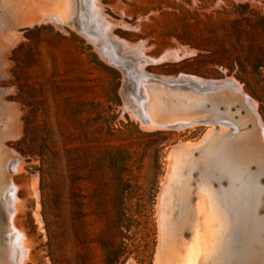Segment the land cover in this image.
Masks as SVG:
<instances>
[{
	"label": "rangeland",
	"instance_id": "1",
	"mask_svg": "<svg viewBox=\"0 0 264 264\" xmlns=\"http://www.w3.org/2000/svg\"><path fill=\"white\" fill-rule=\"evenodd\" d=\"M84 2L0 0V264H179L191 229L174 219L184 194L169 193L185 175L231 199L225 256L222 219L203 264H264L262 206L241 237L237 182L264 200V146L240 94L195 103L163 93L158 117L199 120L182 130L147 128L137 111L140 80L195 89L181 79L195 75L239 82L264 121V0ZM220 118L240 129L218 131L210 122ZM186 144L193 160L174 166ZM218 155V173L208 174Z\"/></svg>",
	"mask_w": 264,
	"mask_h": 264
},
{
	"label": "bare ground",
	"instance_id": "2",
	"mask_svg": "<svg viewBox=\"0 0 264 264\" xmlns=\"http://www.w3.org/2000/svg\"><path fill=\"white\" fill-rule=\"evenodd\" d=\"M83 2H84V0H83ZM73 4H75L74 1H73ZM73 6H75V5H72V9L74 8ZM86 6H88V4ZM78 7H80V6L78 5ZM82 8H84V6ZM84 11H86V10H84ZM84 14H85V12H84ZM105 18H106L105 15H100L99 16V19L100 20H102V19L104 20ZM83 28L84 27H81V29H83ZM98 32H99V35L101 37H104V33L103 32H100L99 30H98ZM188 52H189V50H188ZM181 53H180V55H181ZM144 55H146V54H144ZM147 58H148V55H147ZM128 69L129 68L127 66V70ZM132 72H134V71H132ZM183 75H184V73H183ZM194 77H195V75H194ZM194 77L193 76L192 77H190V76L189 77L184 76V77H181V79H183L184 82H186L187 80H190L191 82H193V85H196V88L195 89H190L191 87L188 88L185 85H182L183 83L180 85V84H178L179 82L177 83L178 86L177 85L176 86L168 85L167 82H169V81L170 82H175L176 81L175 79H169L168 81L167 80H163V79H157V80H155L156 77L155 76H151V79L152 80L150 78L149 79L147 78L146 80H140V83L139 84H140V87L142 89L141 90L142 92H141V94L139 93L141 95V98L137 100V104L139 106L138 109H137V111L139 113V111L141 110V113L144 115V120H142V124H144V126L146 125L147 128L162 127V128H166V129L167 128H171V129H176V130H182V129H185L187 127H190L191 125H193V124H195V123H197L199 121L198 119L188 118V117L185 118V119L182 117L183 119H180L178 121L175 120V119H173V118L163 119V118H160V115L158 117L157 113L160 111L159 108H160L161 101H162V94L165 93V92H169L168 90H171L172 93L175 94V95H177V96L180 95V96L186 97L188 100H193V102H195V103L196 102H199L200 103V101H205L206 99H210V98H212L213 95H215V94H221V92H226L225 93L226 95H224V93H222V94L224 96L228 97V98H230L232 96V94H234V95L240 94L239 96H240L241 100L243 101L244 104H246L247 111L249 110V112H250V114L252 116V119H253V123L255 125V128H257V131H255V132H257L256 134H258V131H259L260 142L258 143V149L263 148V146H264V121L259 116V114H258L259 112H257V103H256V101L253 99V97H251L243 89V86L239 82L233 81L231 79H228V80H217L216 81V80H213V79L210 78L211 80H207L206 79V80H202V81L200 80L199 81L198 79H196ZM227 77H229V76H227ZM202 79H203V77H202ZM222 79H223V77H222ZM153 80H155V81H153ZM127 83H128V81H127ZM128 85H131V84L128 83ZM131 87H132V85H131ZM135 92H137V89H136ZM136 95H137V93H136ZM130 96L132 98V95H130ZM141 100H143V102ZM154 101H156V102H154ZM133 102L134 101H132V103ZM130 114L132 115V112L131 111H130ZM138 116H140V115H138ZM141 117L143 118V116H141ZM184 117H186V116H184ZM139 121H141V120H138V122ZM210 123L216 124L215 127L218 128V131L225 132V134H226V132L233 131L234 129H237V130L240 129L239 128V122L233 121V120H230V119H227V118H220V119H217V120H213ZM225 123H227V125L230 124V126H227ZM215 127L214 126H211L210 129H215ZM218 131H216V132H218ZM211 137H209L208 140H212L213 138H211ZM204 139H205V137H204ZM185 146H187V149H185L184 151L177 150V151L174 152V154L176 153L175 160L177 159V163L180 162V163H185V164L187 163L188 164L189 162H191L189 160H193L192 155L190 154L191 153L190 152V149L193 148V144H186ZM259 157H260V160L261 161H264V151L262 153H260V156ZM2 158H4V156H2L1 159ZM218 161H220L219 160V155L217 157V161H211V163L209 161V162L206 163V168L207 169L205 168L206 169L205 171L208 174L218 173V170H217V162ZM3 163L1 165H4L5 164V163L4 164ZM177 163L174 162V164H175L174 166L179 165V163L178 164ZM1 165H0V168H1ZM2 167H4V166H2ZM180 167H183V166H180ZM180 167L178 166V168H180ZM178 170H177V172H178ZM2 171H4V170H2ZM5 171H6V169H5ZM178 174H179V172H178ZM221 174H222L221 175L222 178L225 177L228 180L232 176V173L230 171H228V170H226V172H224V170H222ZM250 174H252V173H250ZM186 176H188V175H185V177H183L182 180H180L181 179V177H180V179L178 180V182L175 181L176 184H174V187H176V188H175L174 192L172 191L171 194L169 193L170 196L173 195L175 192H180L181 194H184L183 196H185V197H183V196H182L183 198L181 197L182 200L184 199L183 200V203H184V214L182 213L183 216L180 215V214H179V216H174V219H175V221H176V219L178 217H180L181 219H184V220L187 219L188 222H189V225H190L189 228L191 229L190 236L188 238L183 239L182 242H181L182 243V248H180L181 255L179 256L178 262H179V264H203V262H204V260H205V258L207 256V254L212 253L214 251V249H215V243H216L217 234L220 231V229L224 226V225L222 226V219H225L226 220L227 225H226V230L225 229L224 230L225 231H228V238L225 240L224 247H222L223 250H224L223 255L225 256L226 249H227V245H228V241H229V236H230L229 235L230 234L229 233V229H230L231 222H230L229 217L231 216L230 213L232 212L231 199H230V196H229V194L227 192H225L227 194L226 197H225V195H224L225 193H223V190L221 192L223 195L221 193H219V194L216 193L215 190L211 187V185L208 182H202L200 184H197V186H195V187L191 186L190 180ZM171 180H173V179H171ZM172 185L169 184V186L171 188L173 187ZM261 185L262 184H259V187L260 188H261ZM237 187L239 188L240 195L242 193L241 201H240V209H241V212H242V217L241 218H243L242 220H244L243 221L244 224H242L244 226H242V230H241V237L243 238V236H244V234H245V232H246V230H247V228L249 226V222L253 218V214L257 211V209H258L259 206H262L264 208V200H263L262 196L260 195V190L258 189V187H255L254 185H251V183H250L249 180H246L245 182H242V181L239 182L238 181L237 182ZM16 192H17V188H16ZM165 193L167 195L168 192H165ZM192 193L194 194V197H195V202H194L193 208L190 207V195ZM166 195H165V198L167 197ZM16 197H17V195H16ZM181 198H180V200H181ZM176 199L177 198H175L174 200H176ZM165 200H166V202H168L167 199H165ZM172 200H171V205H172ZM174 200H173V203H174ZM182 200L180 201V203L182 202ZM15 201H16V199H15ZM176 201H175V204L179 203L178 201L176 203ZM167 205L169 206L168 203H167ZM178 205L179 204H177V206ZM172 207L174 208L175 206H172ZM179 207H180V205H179ZM167 208L169 210L170 206L167 207ZM182 208L183 207H181L180 210L178 208V210L180 212H182L181 211ZM170 211L173 212L172 209L169 210V212ZM177 212H175V213L178 215ZM170 214H171V212L169 213V215ZM173 215H172V217H173ZM13 219H14V217H13ZM167 219H163L162 218V220H165V221ZM170 219L172 220L173 218H170ZM5 220H7V222H9V220H10L9 219V214H7V219L5 218ZM167 222H168V220L166 221V223ZM13 223H14V221H13ZM168 223H167V225H168ZM5 227H6L5 228V231H7L10 228L9 227V223H6ZM14 227H15V225H14ZM166 227H168V226H166ZM224 230H223V233H225ZM164 231H166V228H164ZM223 233H222V235H223ZM218 241H220V240H218ZM25 243H26V241H25ZM220 243H221V241H220ZM164 246L162 245V247H164ZM160 249H163V248H160ZM8 252L11 253L13 251H10V248H9V251ZM159 252H160V250H159ZM11 255H12V253H11ZM164 257H166V256L164 255ZM11 259H13V258L11 257ZM223 261H224V257H221L219 259V262H217L216 264H222ZM207 262H209V261H207Z\"/></svg>",
	"mask_w": 264,
	"mask_h": 264
}]
</instances>
